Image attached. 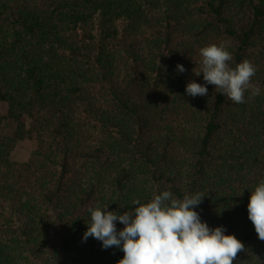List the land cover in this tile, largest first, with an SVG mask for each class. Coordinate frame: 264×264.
<instances>
[{"label": "trees", "instance_id": "obj_1", "mask_svg": "<svg viewBox=\"0 0 264 264\" xmlns=\"http://www.w3.org/2000/svg\"><path fill=\"white\" fill-rule=\"evenodd\" d=\"M211 44L256 66L260 95L186 94ZM1 104L0 264H118L83 239L89 207L119 215L165 190L200 193L202 222L244 244L234 264H264L247 211L264 180V0H0Z\"/></svg>", "mask_w": 264, "mask_h": 264}, {"label": "clouds", "instance_id": "obj_2", "mask_svg": "<svg viewBox=\"0 0 264 264\" xmlns=\"http://www.w3.org/2000/svg\"><path fill=\"white\" fill-rule=\"evenodd\" d=\"M200 72L204 84L192 81L185 92L191 97L206 96L207 85L226 95L233 103H245L260 95L261 89L251 83L257 69L249 60L234 68L231 52L224 44H211L200 49ZM180 73L183 65H177ZM247 206L248 219L252 222L258 239L264 241V180L250 192ZM202 195L195 193L176 198L170 191L155 194L147 203L133 201L137 207L132 212L116 214L109 206L89 207L90 219L83 239L93 237L107 250L115 246L124 253L118 264H234L237 253L244 244L235 235H226V228H212L202 222L195 210L202 202ZM117 222L123 225L121 230Z\"/></svg>", "mask_w": 264, "mask_h": 264}, {"label": "rangeland", "instance_id": "obj_3", "mask_svg": "<svg viewBox=\"0 0 264 264\" xmlns=\"http://www.w3.org/2000/svg\"><path fill=\"white\" fill-rule=\"evenodd\" d=\"M1 114H5L6 108L4 104L0 105ZM14 132V123L5 121L3 125V134L5 136H12ZM36 151L35 141H23L16 145L14 152L12 153L11 159L15 162L25 163L28 162L34 152ZM52 237L56 238L57 241L60 239V232L58 229H54L52 232Z\"/></svg>", "mask_w": 264, "mask_h": 264}]
</instances>
